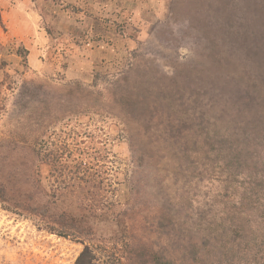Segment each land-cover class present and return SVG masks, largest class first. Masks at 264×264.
Masks as SVG:
<instances>
[{
  "label": "rangeland",
  "instance_id": "374dc122",
  "mask_svg": "<svg viewBox=\"0 0 264 264\" xmlns=\"http://www.w3.org/2000/svg\"><path fill=\"white\" fill-rule=\"evenodd\" d=\"M242 186L264 213V0H0V264L174 260L163 215Z\"/></svg>",
  "mask_w": 264,
  "mask_h": 264
},
{
  "label": "trees",
  "instance_id": "16d2710c",
  "mask_svg": "<svg viewBox=\"0 0 264 264\" xmlns=\"http://www.w3.org/2000/svg\"><path fill=\"white\" fill-rule=\"evenodd\" d=\"M79 90L83 91L84 89ZM121 91L123 92L120 93ZM156 94L160 95V87ZM156 94L141 91V94L135 93L137 97H134L131 89L125 87L115 91L114 102L117 103L118 106L116 107L118 110L116 107L114 108L118 111V116L119 112L122 114L120 117L124 119L123 125L135 124L140 127L141 119L137 115L148 112L145 103L146 101L154 103L152 95L154 97ZM83 95L84 98L88 95L87 98L89 100L94 99L88 91ZM156 100L160 101V96ZM137 130L139 131L138 134L142 136V140L138 137L139 140L137 142L150 144V141H146V139H150L156 129L151 127V130ZM244 189L248 190L245 186H242L241 190ZM250 189L248 190L249 194L244 193L238 199H236L235 193L233 196L230 191H227L225 204L230 206L226 210H224L225 206L219 211L199 208L198 212H195L193 216L192 223L183 225L187 228L181 226L168 231L167 227L170 226L171 220L167 217L168 214L166 216L163 215L164 218L162 223L160 222V229L166 232V236H171L172 232L178 231L180 233L181 231V237H183L182 239L185 238L186 246L178 249L177 257L174 260H170L169 257L171 256L164 251V258L160 257L159 264L162 262L164 264H264V227L261 228V225L257 223L258 219L252 220L257 216L255 212V215L252 212H259L261 216L264 213L260 200L250 201L252 199L251 196H253ZM261 192L264 194L263 190ZM1 198L0 196V201H2ZM262 220L264 221V219ZM65 232L71 234L69 231ZM194 235L196 237H193ZM182 239L178 238V240ZM89 251V248L85 247L78 255L76 264H92L93 258L89 256Z\"/></svg>",
  "mask_w": 264,
  "mask_h": 264
}]
</instances>
